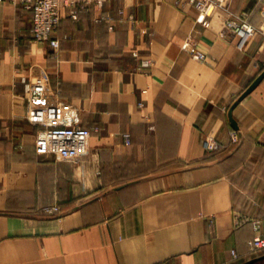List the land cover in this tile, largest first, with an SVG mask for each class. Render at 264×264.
<instances>
[{"label": "crops", "instance_id": "1", "mask_svg": "<svg viewBox=\"0 0 264 264\" xmlns=\"http://www.w3.org/2000/svg\"><path fill=\"white\" fill-rule=\"evenodd\" d=\"M242 10L262 24L260 0H229L208 27L190 0L65 8L54 49L31 10L0 2V264H264L248 245L264 220V79L229 119L264 42L241 52L221 33Z\"/></svg>", "mask_w": 264, "mask_h": 264}, {"label": "built area", "instance_id": "2", "mask_svg": "<svg viewBox=\"0 0 264 264\" xmlns=\"http://www.w3.org/2000/svg\"><path fill=\"white\" fill-rule=\"evenodd\" d=\"M6 0H0L3 2ZM13 3L21 4L26 9L32 11V26L31 31L33 39L39 43H48L54 49H58L61 45V39L58 36L59 26L62 19V10L68 8L73 19L79 18L81 11L87 10L91 5L103 6L114 0H8ZM181 1V0H179ZM229 0H190L198 11L197 22L208 27L210 25L209 18L213 13L221 7H226ZM264 3V0H260ZM118 16L129 23L132 27L138 22L135 12L129 11L126 7L118 10ZM251 12L249 10H242L238 13L232 14L225 22L222 35H231L237 39V47L241 52L246 51L252 39L260 34L264 42V20L261 25L257 26L250 20ZM264 17V11H263ZM116 17L112 14H103L97 18V21H105L109 27L113 29ZM185 48L192 54V56L199 60L205 61L207 55L196 48L193 43H186ZM136 54V53H135ZM142 105V104H141ZM92 130H99V126L95 125ZM123 140L125 144H131L130 132L123 133ZM231 142L234 145L240 143V138L237 131L231 132ZM208 149L211 152L221 151L223 144L215 140L208 142ZM44 212L47 215H57L61 209L59 206L44 207ZM213 220H211V223ZM251 225L254 231L253 237L249 240V251L253 253H260L264 251V220L255 217L251 219ZM233 255L238 257V254L233 251Z\"/></svg>", "mask_w": 264, "mask_h": 264}, {"label": "water", "instance_id": "3", "mask_svg": "<svg viewBox=\"0 0 264 264\" xmlns=\"http://www.w3.org/2000/svg\"><path fill=\"white\" fill-rule=\"evenodd\" d=\"M264 79V71L262 73H260L255 79L254 81L246 88V90L240 95L239 99L232 105V107L230 108L229 111V119L231 121L232 126L235 129H238V124L236 123V121L233 118V109L237 106V104L239 103L240 100L244 99L248 94H250L259 84L260 82ZM256 260L250 261L247 264H255Z\"/></svg>", "mask_w": 264, "mask_h": 264}, {"label": "trees", "instance_id": "4", "mask_svg": "<svg viewBox=\"0 0 264 264\" xmlns=\"http://www.w3.org/2000/svg\"><path fill=\"white\" fill-rule=\"evenodd\" d=\"M264 252V251H263Z\"/></svg>", "mask_w": 264, "mask_h": 264}]
</instances>
